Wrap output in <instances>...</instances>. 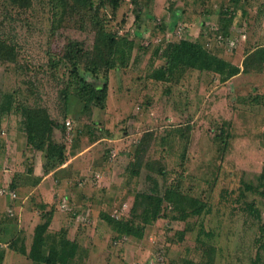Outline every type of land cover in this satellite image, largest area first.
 <instances>
[{"label":"rangeland","instance_id":"374dc122","mask_svg":"<svg viewBox=\"0 0 264 264\" xmlns=\"http://www.w3.org/2000/svg\"><path fill=\"white\" fill-rule=\"evenodd\" d=\"M118 1L114 13L106 4L99 17L109 31L133 39L134 47L127 66L108 71L105 108H94L89 116L75 90L83 81L100 86L105 78L80 67L79 82L69 64L51 56V0H0V109L11 102L12 110L0 114L1 264H36L28 252L47 208L33 192L37 172L50 175L44 185L48 205L62 213L64 224L82 229L80 256L70 264H200L210 259L211 264H252L257 255L264 264V61L246 59L253 49H264V0H151L142 4L139 27L131 0ZM221 11L232 12L227 35L238 40L233 47L228 40L219 42L217 34H225L209 26L219 27ZM180 26L185 30L176 35ZM91 31L89 17L67 14L56 42L77 37L90 45ZM181 39L199 41L242 69L249 62L254 66L226 82L198 70L185 71L178 80L151 78L165 62L163 47ZM16 106L43 110L52 119V138L66 146L63 165L43 174V154L26 146L24 118ZM66 120L75 126L70 143ZM221 128L229 134L225 144L215 138ZM93 173L100 175L97 184L90 182ZM13 178L15 189L9 187ZM177 184L182 193L206 203L202 213L188 214L165 202L160 217L140 235L116 238L100 220L105 213L138 221L143 195L162 196ZM62 195L69 197L76 216L60 210ZM22 221L28 224L23 232L18 228ZM19 231L24 254L8 250L15 261L6 263V242Z\"/></svg>","mask_w":264,"mask_h":264},{"label":"trees","instance_id":"16d2710c","mask_svg":"<svg viewBox=\"0 0 264 264\" xmlns=\"http://www.w3.org/2000/svg\"><path fill=\"white\" fill-rule=\"evenodd\" d=\"M134 5V23L139 27L138 22L141 18L142 4L150 3L151 0H131ZM54 9V18L52 23V43L51 56L58 57V62H66L71 67V73L75 74L80 82L82 79L78 74L81 67L87 73L98 75L102 73L105 81L100 86L83 81L75 90V95L82 104L84 110H88L89 116L94 108L104 109L107 99V74L109 70H117L127 66L130 53L134 47V40L126 36H119L116 33L109 31L105 24L104 18L99 17L100 9L106 4L110 5L113 13L119 5L118 0H98V4L93 0H51ZM230 7H228L229 9ZM234 10L231 7V11ZM233 12V11H232ZM232 12L221 11V16L218 19V32L224 33L225 36L229 33L227 29L232 23ZM81 14L89 17L93 31L92 42L87 45L82 40L76 38H67L61 45L56 42L58 29H60L61 18L65 15ZM79 29H84L80 26ZM137 30V29H136ZM139 35V31L135 32ZM4 44L0 43L2 47ZM159 49H156V53ZM165 59L158 69L151 73V78L161 81L178 80L180 75L188 70L207 71L215 73L219 76L221 82H226L228 79L246 71L254 65L250 62L245 64L244 68L235 66L221 57L210 53L199 41H191L181 39L177 42L167 43L161 55ZM247 60L252 59V62L264 61V49L256 48L250 52ZM58 65L57 63L55 66ZM16 111L20 110L23 116V129L25 134L26 146L32 151H40L43 154L42 169L43 174L46 175L53 168L63 165L66 159V146L64 143H58L52 138L54 123L52 119L40 109H26L24 107L16 106ZM11 110V102H7L1 109L0 114H8ZM94 123H86L91 131V126ZM64 127V125H63ZM75 127V126H74ZM73 127V130L75 129ZM65 129V127H64ZM72 130V131H73ZM225 133L223 137L222 134ZM229 134L222 128L215 138H220L221 142L226 143ZM139 150L137 155H139ZM135 167L141 166V159L136 158L134 162ZM28 173H32L28 169ZM264 174V172H262ZM15 178V177H14ZM12 179L9 187L15 189L18 186L15 179ZM41 177H32V185L37 186ZM249 187V186H247ZM175 204L176 207L182 208L188 214L199 215L202 213L206 203L199 197H193L188 193H182L179 190L178 184L166 188L162 196L143 195L141 199V217L136 221L134 218L129 219H113L105 213H100V220L104 221L110 229L115 233L114 238L127 235L138 236L143 231L145 225L151 221L156 220L164 211V203ZM44 207V205H43ZM49 210L44 211L41 217L45 221L36 225L33 233V239L28 257L35 260L36 264H70L80 256V245L76 240H70L67 237L66 230H60L58 233L49 232L48 226L50 222ZM208 212V209H206ZM250 212L254 213L256 217H260L258 211L250 208ZM264 227V224H263ZM9 229H6V233ZM3 231V228H2ZM6 242L8 249L24 254V246L22 245V233L16 232L15 235ZM57 238V239H56ZM56 240V241H55ZM50 241L48 253L43 252V247ZM258 254V253H257ZM5 256V252L0 250V264ZM200 264H211V259ZM252 264H259V256L257 255Z\"/></svg>","mask_w":264,"mask_h":264},{"label":"crops","instance_id":"0c3cea01","mask_svg":"<svg viewBox=\"0 0 264 264\" xmlns=\"http://www.w3.org/2000/svg\"><path fill=\"white\" fill-rule=\"evenodd\" d=\"M96 144V143H94ZM82 152H80L81 154ZM74 165H75V161H74ZM34 177H41L40 182L37 184V186L34 188L33 192L35 193V195H39V198L43 199V202L47 205L46 209L49 210L48 215L50 216V222H49V226H48V231L49 232H57L62 228H65L67 230V237L70 240H74L75 238L78 239L76 240L79 245L82 244V240H83V233H82V229L79 227V224H75V223H65L63 222L62 218H61V212L60 211H54V209H52L48 204L50 203V197H47V193L45 192L44 189V185L45 183H47V179L49 178V176H40V173H34L33 174ZM44 194V195H43ZM42 195V197H40ZM76 210V209H75ZM35 224V223H34ZM28 224L25 221H22L20 224H18V228L19 230H23L27 229ZM35 226V225H34ZM34 228V227H33ZM33 230V229H32ZM22 231V232H23ZM73 232L75 233V236L72 238L70 235L73 234ZM88 233V232H87ZM24 237V236H23ZM10 249H7L6 251V257H5V262L7 263V260H13L15 261L12 257H11V252L12 254L14 253L13 250H10V254L8 253ZM19 260V259H16Z\"/></svg>","mask_w":264,"mask_h":264},{"label":"built area","instance_id":"2783aa9c","mask_svg":"<svg viewBox=\"0 0 264 264\" xmlns=\"http://www.w3.org/2000/svg\"><path fill=\"white\" fill-rule=\"evenodd\" d=\"M209 26L211 27L212 30H214L213 31L214 33H216L218 31V27L216 25H213V23H212V25H209ZM184 30H185L184 27L180 26V27H178V29L175 30V34L176 35H182ZM217 36H218L219 42H224V41L228 40V43L231 44L232 47L238 41L237 39H235L236 38L235 36L233 37L230 35H226V37H225L221 34H217ZM217 36H216V42H217ZM239 37H240V35H239ZM65 128H66L65 139H66V141H69L68 143H70L72 140L70 139L71 136H69V135H70V132L73 130L72 129L73 128L72 123L70 120H66ZM91 177L92 178L90 179V182L93 184H97L99 181L100 175L98 173H93V175H91ZM77 184L79 186H81V185H83V181H79ZM2 192H4V191L0 190V194H3ZM59 208L61 211H67V212L69 211V212H71L72 215L76 216V211L73 207V204H71L70 199L67 195H62L61 198L59 199ZM11 211H12L11 209L8 210V215L13 216V213ZM160 264H164V262L161 261Z\"/></svg>","mask_w":264,"mask_h":264}]
</instances>
